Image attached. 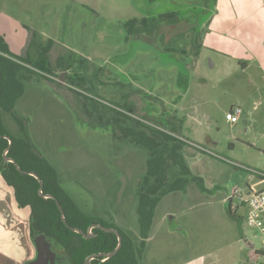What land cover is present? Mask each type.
Returning a JSON list of instances; mask_svg holds the SVG:
<instances>
[{"label": "rangeland", "instance_id": "374dc122", "mask_svg": "<svg viewBox=\"0 0 264 264\" xmlns=\"http://www.w3.org/2000/svg\"><path fill=\"white\" fill-rule=\"evenodd\" d=\"M213 9V0H156L150 5L145 0H0V31L12 55L22 58L28 51L32 62L51 45L49 79L36 78L38 84L26 90L28 103L22 102L18 116L29 127L35 154L51 165L77 207L138 244L136 188L149 151L124 132L142 128L129 121L122 124L128 115L146 124L144 129L150 126L190 146L183 148V159L200 181L189 180L185 187L193 196L192 209L190 218L181 222H199L204 232L218 224L219 264H228L237 261L244 239L264 250L258 230L246 223L247 208L232 197L235 189L259 188L248 170L264 173V52H258L264 50V23L234 27L238 43L228 56L201 49L197 67L183 72L188 86L180 98L168 86L175 83V67H183L184 60L164 48L181 47L189 33L182 32L184 28L194 32L199 37L194 42L200 44ZM173 12L180 21L167 26L159 17V30L153 28L157 38L145 32L157 14ZM144 18L149 28L128 24ZM185 47L189 51V45ZM245 48L255 56L239 51ZM248 61V69L239 65ZM140 84L154 92L139 93ZM234 107L243 113L231 124L227 115ZM3 120L12 137H20L12 117L3 114ZM236 164L248 170L235 169ZM178 175L170 165L168 178Z\"/></svg>", "mask_w": 264, "mask_h": 264}, {"label": "trees", "instance_id": "16d2710c", "mask_svg": "<svg viewBox=\"0 0 264 264\" xmlns=\"http://www.w3.org/2000/svg\"><path fill=\"white\" fill-rule=\"evenodd\" d=\"M173 15L174 13H166L162 16L172 17ZM147 21L149 20L146 18L141 21L132 19L128 24H139L142 27L144 25V28H149L146 26ZM48 49L49 44L42 48L38 58L32 62L28 58L12 55L3 37L0 36V175L5 183L13 189L18 207L29 209V228L32 241L36 236L44 235L51 247L53 246L57 250L56 252H60L67 260L64 264H84L89 256L112 252L117 246V237L113 233L103 232L96 228L92 229L93 238L84 239L69 230L61 221L60 212L54 200L43 199L38 195L39 184L36 178L22 174L16 170L12 163L4 162L2 154L8 146V140L4 136L9 137L12 141L6 156L14 160L22 171L33 173L39 177L43 182V194L52 195L58 201L64 213L65 223L70 228L85 233L91 225L100 224L106 228H114L119 232L122 240L119 251L108 259L93 258L90 264H140L139 261L149 237L154 212L162 197L172 192L184 191L189 180L196 183H199L200 180L193 177L186 167L181 155L183 142L149 125H147L149 126L147 129H144L143 126L146 124L128 115H123L122 123L129 121V124H135L144 129L141 128L136 132L131 128H126V131L123 128L124 132L132 135L135 143L149 151L145 174L136 188L137 207L135 213L139 232L138 244H134L117 227L100 218L84 214L61 187L51 165L35 154L24 120L14 112V105L23 93L21 72L25 71L30 75L46 77L44 75L48 74ZM26 65H30L34 70ZM1 112L9 113L13 117L18 125L20 137H12L2 126ZM130 126L132 127V125ZM170 142L171 144H169ZM170 165L176 167L179 173L177 178L171 179L172 181L168 178ZM234 168L239 169L238 167ZM229 215L233 216L230 209ZM257 253L264 255L263 250H259Z\"/></svg>", "mask_w": 264, "mask_h": 264}, {"label": "crops", "instance_id": "0c3cea01", "mask_svg": "<svg viewBox=\"0 0 264 264\" xmlns=\"http://www.w3.org/2000/svg\"><path fill=\"white\" fill-rule=\"evenodd\" d=\"M211 12L212 13L208 16L206 21L208 32L204 35V37H202V42H200V44L198 41L194 42V39H198L199 37L193 36L195 35L194 32L189 31L188 28L186 30L184 28L182 32L188 31L189 33L186 32L187 35L182 38L181 47L177 49L170 46L164 47L167 49H165L166 53L180 55L182 56L181 59L184 60L183 67H175L178 72L176 74L177 79L175 83L172 82V84H169L168 86L170 89L174 90L173 94L177 95L179 98L186 94L188 86V82L183 72L197 67L200 50L205 48L214 55L223 56H228L229 54L235 52L236 50L234 45L238 43V40L234 37L232 32L234 27L240 26L238 29L241 30L243 23L247 24V26L255 23H264V0H215L214 9ZM162 15L163 14L156 15L155 20L152 22V29L150 28V30L146 31V33H151L157 38V34L153 32V28H157L156 23H158L157 20L159 17L164 19L162 22L167 26H170L169 23L171 22L174 23L176 21H180L176 20L177 16L175 13L172 17L166 18ZM224 25H226V27L229 25L227 28L230 29H226V27H224L223 29L225 30L222 31L220 28ZM0 36L3 37L9 51L12 53L11 45L9 46V42L2 31H0ZM244 37L247 39L251 37L250 28L248 30V34L246 31ZM187 44L189 45V51L188 47H185ZM239 51L243 54L247 51L248 54L251 53L255 56L253 50L251 51L249 49L248 51V48H245L244 51L242 49ZM259 51L264 52L262 48H259L258 52ZM24 53V57L22 58H27L26 56L28 51H25ZM38 56L39 55L36 56V59ZM257 56L258 53L256 57ZM49 57L50 51L47 52V66L50 63ZM212 64L213 66H216V61L214 60ZM239 65H241L243 69H248L249 61L247 63L239 62ZM65 72H67L66 69ZM21 76L23 78V93L14 105V112L17 115H20L19 113L22 111V107L24 106L23 103H28L25 96L26 90L31 88L33 84H38L36 78L39 77L33 76L32 78L31 75L25 71L21 72ZM157 83L159 86L160 82ZM143 88L144 86L140 84L138 88L139 93L146 91L145 94L151 95L154 92L153 88L150 90H145ZM121 97L124 96L121 95ZM126 102L136 103L134 100H127ZM175 102L177 101H174L173 104H175ZM127 105L129 106L126 108H130V104ZM131 112L132 111H128L130 114ZM3 114H10L1 112L2 126L9 133L6 125L4 124ZM10 117L12 116L10 115ZM25 119L28 120V118ZM17 126L18 125L15 124V132L19 133ZM185 147L190 146H183L181 149V155L183 154V148ZM257 182V186H259V188L256 190L264 189V182H260L259 180H257ZM205 191L206 189L203 187L202 192L200 193L205 194ZM192 198L193 196L189 195L186 190L172 192L162 197L154 212L149 237L146 240L145 248L140 261L141 264L220 263L218 258V224L210 228L206 226L208 228V232H204L203 225L199 224V222L190 223L187 220L185 222H181L186 218H190L189 215L192 207L189 206V201ZM162 204L164 205V209L159 210V207ZM204 210H207V208H204ZM215 218L216 217L213 219L215 220ZM244 242L245 247L237 250V261L228 264H257V261L261 259L259 257L261 255L257 253L259 250L254 249V245L251 241L249 242L244 239ZM152 243H154V245L151 246L152 249L150 251V245H152ZM34 257L35 248L30 237L29 210L27 208L18 207L13 189L5 183L0 175V264H25L26 262L34 259ZM261 264H263L262 261Z\"/></svg>", "mask_w": 264, "mask_h": 264}, {"label": "water", "instance_id": "95a60500", "mask_svg": "<svg viewBox=\"0 0 264 264\" xmlns=\"http://www.w3.org/2000/svg\"><path fill=\"white\" fill-rule=\"evenodd\" d=\"M4 138L6 140H8V146H7V148L5 149V151L2 154L4 162L5 163H12L15 166L16 170L18 172L22 173V174H28L30 176H34L36 178V180L38 181V184H39L38 195L41 198H43V199H52V200H54V202L56 203V206H57V208H58V210L60 212V218H61V221L63 222V224L69 230H71L72 232H75V233L83 236L84 238H90L89 236L85 235L81 230L70 228L65 223L64 213H63L58 201L52 195L43 194V192H42L43 182L39 179V177H36L33 173H28V172L22 171L20 169V167L18 166V164L14 160L9 159L6 156L8 150L10 149V147L12 145V141L7 136H4ZM96 227L101 229L103 232H108V233L115 234L116 237H117V242L118 243H117L116 248L112 252H110L108 254L101 253V254H97L95 256H90V257L86 258V260L84 261V264H90V260L93 259L94 257H102V258H106V259L111 258L112 256H114L119 251V249L121 247V244H122L121 236H120L119 232L116 229L106 228V227H102V226H99V225H97ZM33 245H34V248H35V257H34V259L26 262L25 264H55L56 255L51 251L50 244L46 241V238H45L44 235L36 236L33 239Z\"/></svg>", "mask_w": 264, "mask_h": 264}, {"label": "built area", "instance_id": "2783aa9c", "mask_svg": "<svg viewBox=\"0 0 264 264\" xmlns=\"http://www.w3.org/2000/svg\"><path fill=\"white\" fill-rule=\"evenodd\" d=\"M243 111L240 107L231 108L228 112L227 118L231 124H236L242 115ZM236 167L243 170H248L244 166L236 164ZM250 171L257 180L264 182V173ZM240 204L247 208L246 223L248 226L258 230L260 235V242L264 245V189L254 190L247 188L244 191L235 189L232 193ZM264 264V255L259 256Z\"/></svg>", "mask_w": 264, "mask_h": 264}, {"label": "flooded vegetation", "instance_id": "af4514ba", "mask_svg": "<svg viewBox=\"0 0 264 264\" xmlns=\"http://www.w3.org/2000/svg\"><path fill=\"white\" fill-rule=\"evenodd\" d=\"M156 0H145V2L146 3H148L149 5H150V3H154ZM164 14H166V13H164ZM164 18H166V17H164ZM154 29H156V31H158L159 30V28H154ZM154 33H156V32H154ZM50 43L52 44V41H50ZM50 46L51 45H49V48H50ZM33 76H39V75H33ZM44 76H46L45 78H47V77H49L47 74H45ZM39 77H42V76H39ZM60 82L61 81H57V83H59L60 84ZM62 83V82H61ZM65 85V84H64ZM67 86V85H66ZM123 124V123H122ZM124 134V133H123ZM106 223H108V222H106ZM110 224V223H109ZM97 225H99V226H102V225H100V224H93V225H91L90 227H88V229H87V231L84 233L85 235H87V236H89L90 238H84L83 236V238L84 239H91V238H93L94 237V234L92 233V229H99L98 227H96ZM102 227H104V226H102ZM114 229V228H113ZM101 230V229H100ZM102 231V230H101ZM81 236V235H80ZM52 248H53V246L51 247V245H50V249H51V251L56 255V259H55V264H64V262H67V260L64 258V256H62V254L60 253V252H56L57 250L56 249H54L53 248V250H52ZM92 256H95V255H92ZM90 257V256H89ZM94 258H102V257H94ZM92 260V259H91ZM90 260V261H91Z\"/></svg>", "mask_w": 264, "mask_h": 264}]
</instances>
